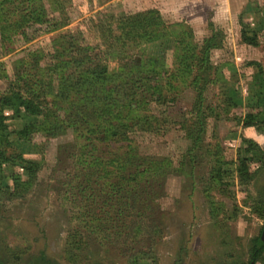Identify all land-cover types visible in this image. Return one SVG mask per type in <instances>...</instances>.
Returning a JSON list of instances; mask_svg holds the SVG:
<instances>
[{"label": "rangeland", "instance_id": "1", "mask_svg": "<svg viewBox=\"0 0 264 264\" xmlns=\"http://www.w3.org/2000/svg\"><path fill=\"white\" fill-rule=\"evenodd\" d=\"M19 1L16 0L14 5ZM245 1L241 2L242 12L246 9L245 4L250 3L253 12L248 11L244 16L240 13L233 19L224 17L225 26H215L226 35L224 48L212 53L214 65L222 67L223 82L219 80L209 85L201 101L202 113L198 114V108H195L200 101L196 91L186 87L176 95L171 93L167 102L147 101V106L134 113L137 118L150 114L162 120L154 131L136 129L129 132V139L137 145L140 155L152 157L153 162L171 161L166 176L145 180L151 192L155 189L157 200L156 206L141 219L143 228L114 232L112 229L100 230L98 223L87 227L78 219L81 207L78 200L74 201V196L79 197L75 195L73 185L82 170V161L88 162L97 152L107 166V161L123 150L119 148L121 143L93 137L86 142L94 141L90 143L94 145L82 147L85 139L73 128L57 136L37 132L30 142L20 143L25 157L41 166L34 174L20 167L14 169L22 174L29 193L21 199L0 194L2 262L247 264L250 261V248L264 228V217L254 211V205L264 192V149L257 141H254L256 144L251 142L260 159L248 162L252 173L250 181L237 172V149L251 141L245 139V127L240 119L253 109L250 107V84L255 67H247V63L256 60L264 67V36L260 33L263 41L260 46L243 43L239 24L243 18L252 30L259 28L264 22V0ZM232 2L237 3L236 0ZM35 4L45 9L47 22L27 26L24 33L14 32L9 39L0 34V97L7 114L12 113L11 100L6 95L10 83L47 80L53 76L58 84L57 74L71 71L66 63L79 55L75 45H91L94 52L106 49L111 41L107 28L115 29L118 18L124 14L157 8L169 23L189 24L194 32L191 40L196 44L211 33L210 21L199 14L197 2L188 5L194 9L191 17H184L186 2L183 0H35ZM10 7L11 3L7 8ZM15 18L11 16L10 20L14 22ZM71 41L75 45L70 50ZM128 52L137 58L146 57L148 65L158 60L156 66H162L164 70L175 68L172 50L158 51L166 57L160 60L158 57L150 60L157 50L147 43L132 46ZM36 53L41 57L39 60L35 58ZM107 63L112 71H116L124 61L110 58ZM58 64L61 65L58 67ZM229 88H236L232 96L235 105L228 102L225 94ZM48 101L62 118L81 105L78 92L60 107L57 98L51 97ZM200 116H205L207 130L199 144L193 146L186 135V126L193 125ZM25 121L23 118L7 120L13 139L17 138L15 132ZM216 147L225 159L235 162L224 167L228 184L222 190L211 185L209 180L214 165V156L209 151ZM12 170L7 168L9 173ZM146 192L144 198H140L143 203L151 202L146 200ZM93 205L100 208L96 214L103 217L102 203ZM133 221H137L136 217Z\"/></svg>", "mask_w": 264, "mask_h": 264}, {"label": "trees", "instance_id": "2", "mask_svg": "<svg viewBox=\"0 0 264 264\" xmlns=\"http://www.w3.org/2000/svg\"><path fill=\"white\" fill-rule=\"evenodd\" d=\"M9 3L12 7L7 8ZM15 3L16 0H0L2 38L9 39L14 32L24 33L25 27L48 21L47 12L42 6L36 7L35 0H20L17 5ZM11 16L16 17L14 22L10 20ZM209 25L210 35L196 44L191 40L194 32L189 24L169 23L157 8L124 14L118 18L115 29L112 26L107 28L111 41L106 49L94 52L91 45L78 46L73 41L69 42L68 49L71 47V50L75 45L79 55L66 63L71 71L57 74L58 84H55L51 75L47 80L10 83L6 95L11 100V114L5 112L4 102L0 97V194L10 199L24 198L29 193V186L22 174L14 170L15 167L34 174L41 166L39 162L25 157L20 142H30L37 132L57 136L73 128L80 132V138L85 139L82 147L94 145L90 144L94 141H86L95 137L121 143L122 147L119 148L123 149L107 161V166L97 152H91L93 156L88 162L86 159L82 161V170L73 185L75 195L79 197L74 196V201L78 200L81 207L78 219L87 227L98 223L96 225L100 230H141V219L156 206L154 202L157 200L155 189L151 192L149 183L145 180L166 176L171 161L161 159L153 162L152 157L140 155L137 145L129 139V132L136 129L154 131L159 128L157 126L161 125L162 120L150 114L137 118L134 113L147 106L150 101L160 104L167 102L170 94L176 95L182 87L196 91L200 101H197L195 108H198V114L202 113L200 107L205 91L210 84L220 82L221 76L223 77L222 67L215 66L212 53L224 48L226 42L224 30L215 27L212 22ZM260 33L264 36V22L255 30L242 23V42L260 46L263 42L260 40ZM143 43L157 50L150 60H155L156 57L159 60L166 58L160 52L174 51L175 68L168 67L164 70L162 66H156L158 60L153 65H148L146 57L137 58L129 54L132 46ZM35 58L39 60L41 57L36 53ZM110 58L124 63L118 70L112 71L107 63ZM249 66L255 67L250 84V107L254 110L247 111L240 120L244 127L254 126L264 134V67L256 60L249 61L247 67ZM35 67L39 69L38 64ZM226 87L227 83L224 88ZM77 92L81 105L75 112L64 115L65 119L49 104V98H57V101L60 100L57 106L60 107L61 103L68 102L71 95ZM234 93L236 88H229L225 92L228 102L233 105ZM17 118L26 121L23 127L16 130L17 138L13 139L7 120ZM186 130L193 146H197L207 130L205 116H200L193 125L186 126ZM251 142L255 143L250 141L247 146L237 149V172L247 181L252 178L248 162L260 159ZM189 150L191 153L192 148ZM209 152L214 156L210 184L221 190L225 189L228 181L225 180L224 167L235 162L225 159L218 147ZM7 168L13 170L9 173ZM145 192L146 200L151 201L149 203H143L140 199L144 198ZM99 201L102 203L103 217L96 214L100 212V208L93 205ZM254 211L259 217H264V192L254 205ZM135 217L137 221H133ZM249 255L250 261L247 264L264 262V241L261 236L254 240ZM0 264L5 263L0 260Z\"/></svg>", "mask_w": 264, "mask_h": 264}, {"label": "crops", "instance_id": "3", "mask_svg": "<svg viewBox=\"0 0 264 264\" xmlns=\"http://www.w3.org/2000/svg\"><path fill=\"white\" fill-rule=\"evenodd\" d=\"M183 1L186 2V7L184 9V13H185L184 17H191L194 15V9L189 7L188 5L195 4L197 2L200 4V7L197 8V10L200 11L199 14L206 19L208 18V21L213 22L215 26H217V24H221L224 27L225 20H222V18L224 17L233 19V18H237L238 14L240 13L243 14L244 16V14L246 15V12L248 11L253 12L251 3L248 5L245 4L246 9L242 12V10L244 9V6L242 7V3H241L242 0H236L237 1L236 4H234L232 0H183ZM245 2H247V0ZM240 17H242V15ZM240 19L241 20L239 27L241 33L242 23H245V25L247 24L246 22H244L245 20L243 18ZM243 132H244L243 135H245V139L247 140L250 139L251 141H257L260 145L263 146L264 149V135L259 133L255 129V127L252 126L245 127Z\"/></svg>", "mask_w": 264, "mask_h": 264}, {"label": "water", "instance_id": "4", "mask_svg": "<svg viewBox=\"0 0 264 264\" xmlns=\"http://www.w3.org/2000/svg\"><path fill=\"white\" fill-rule=\"evenodd\" d=\"M261 239H262V241H264V228H263V231H262V234H261Z\"/></svg>", "mask_w": 264, "mask_h": 264}]
</instances>
